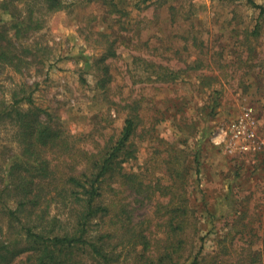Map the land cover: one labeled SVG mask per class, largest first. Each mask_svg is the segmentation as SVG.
<instances>
[{"label":"rangeland","instance_id":"obj_1","mask_svg":"<svg viewBox=\"0 0 264 264\" xmlns=\"http://www.w3.org/2000/svg\"><path fill=\"white\" fill-rule=\"evenodd\" d=\"M63 1L66 8L23 41L35 56L32 65L20 73L0 64V100H24L20 106L28 109L30 98L90 153L119 138L136 106L140 124L127 165L152 186L171 183L168 168L187 173L182 180L198 217L202 242H194L196 252L203 244L201 264H264L259 10L246 0ZM110 45L116 56L103 63ZM172 72L176 79L167 76ZM103 78L110 79L105 89ZM15 132L10 120L0 123V188L9 159L20 153ZM120 190L117 197L133 210L134 223L162 237L165 219L156 208L167 200L159 190L154 198Z\"/></svg>","mask_w":264,"mask_h":264},{"label":"trees","instance_id":"obj_2","mask_svg":"<svg viewBox=\"0 0 264 264\" xmlns=\"http://www.w3.org/2000/svg\"><path fill=\"white\" fill-rule=\"evenodd\" d=\"M246 1L264 17V6ZM65 8L63 0H0V64L20 73L27 70L34 54L23 41L41 32L48 16ZM115 56L110 45L101 61ZM103 72L109 75L107 66ZM166 74L176 79L175 73ZM109 83L100 80L102 89ZM23 101L10 105L0 100V123L10 120L15 126L20 149L9 159L6 183L0 188V219L5 222L4 231L0 220V264H15L21 257L26 264H117L122 259L201 264L203 244L196 252L194 242L195 237L202 242L198 217L187 204L182 180L187 173L181 170V176L180 170L168 168L171 183L152 186L127 165L134 157L133 137L140 124L135 105L119 138L90 153L72 143L67 129L45 118L30 98L28 109L20 106ZM121 188L147 198L159 190L167 200L156 208L159 219H165L159 226L164 228L162 237L134 223L133 210L117 197Z\"/></svg>","mask_w":264,"mask_h":264}]
</instances>
